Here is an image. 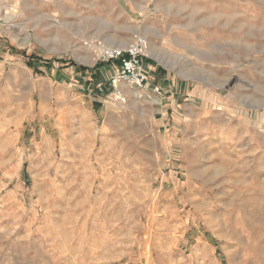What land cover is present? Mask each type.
Returning <instances> with one entry per match:
<instances>
[{
	"label": "rangeland",
	"instance_id": "rangeland-1",
	"mask_svg": "<svg viewBox=\"0 0 264 264\" xmlns=\"http://www.w3.org/2000/svg\"><path fill=\"white\" fill-rule=\"evenodd\" d=\"M138 39L164 127L89 85ZM0 264H264V0H0Z\"/></svg>",
	"mask_w": 264,
	"mask_h": 264
},
{
	"label": "built area",
	"instance_id": "built-area-1",
	"mask_svg": "<svg viewBox=\"0 0 264 264\" xmlns=\"http://www.w3.org/2000/svg\"><path fill=\"white\" fill-rule=\"evenodd\" d=\"M134 44V46H128L126 49L101 48L97 52V61H100V63L116 64V72L111 78V85L116 90L119 99L123 96L118 89L121 86L138 92H148L150 90L154 94L162 92L159 86L150 83L145 70L142 60L146 49L145 40L138 39ZM121 100L125 101V99Z\"/></svg>",
	"mask_w": 264,
	"mask_h": 264
},
{
	"label": "crops",
	"instance_id": "crops-1",
	"mask_svg": "<svg viewBox=\"0 0 264 264\" xmlns=\"http://www.w3.org/2000/svg\"><path fill=\"white\" fill-rule=\"evenodd\" d=\"M32 62H29V65H31ZM34 65V64H33ZM47 66L50 65V63L46 64ZM36 67V65H34ZM87 69V68H85ZM152 71H154V73L151 72L150 76L152 78V81L154 82L153 84L161 87L163 93H161V97H160V101L161 104L160 106H158V109L156 110V114L158 115H162L161 117V124L159 126L164 127L167 125L166 121L167 119H169V116L171 115L173 118L176 116V114H178L177 109H179L182 105L179 104V101L177 99H179V97H182V95H180L181 93L185 92V89L179 88L178 85L176 84H172L169 85L171 90H165V86H167V84H169V81H166L167 83H161V79H160V74L162 75L163 70L159 69L160 74H159V78L157 75V67L156 68H151ZM84 71V70H83ZM88 72H91V75L96 79L95 83L93 84H89L90 86H92L93 88V92H96V94L99 92L97 91L98 88H100L101 84H98L97 81H101L102 79H108L107 75L110 74L109 79L111 80V78L113 77V75L116 72V67L114 66V64H103L100 65L98 67L92 68L90 70H87ZM58 78L59 74H58ZM164 81V82H165ZM97 83V84H96ZM157 83V84H156ZM171 93V94H170ZM164 94H170L169 96H164ZM100 98H94L93 99V104H92V110L94 111V114L96 115V120L97 121H101V120H106L107 115L105 114L106 112L109 113V111L106 110L104 111L105 116H101L100 115V111L103 110V105L101 104V101L99 100ZM185 103V102H184ZM183 108L185 109V112L187 113H191L192 111V106L191 104H184ZM100 116V117H99ZM103 118V119H102ZM177 118V116H176ZM167 143L166 146H168L169 148H171V150H174V141L176 140L174 137V135H168L167 134ZM126 155V152H125ZM122 161H120L119 163L121 164ZM125 162V160H124ZM126 167V165H125ZM121 168V167H120Z\"/></svg>",
	"mask_w": 264,
	"mask_h": 264
},
{
	"label": "bare ground",
	"instance_id": "bare-ground-1",
	"mask_svg": "<svg viewBox=\"0 0 264 264\" xmlns=\"http://www.w3.org/2000/svg\"><path fill=\"white\" fill-rule=\"evenodd\" d=\"M135 44H128V45H119L120 47L118 48H111V49H126L128 46H134ZM127 88V87H126ZM131 91V90H130ZM129 91V92H130ZM132 93H134L136 96L139 95L138 91L132 90ZM116 99H119L118 97H116ZM12 172V171H11Z\"/></svg>",
	"mask_w": 264,
	"mask_h": 264
}]
</instances>
